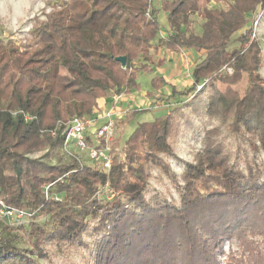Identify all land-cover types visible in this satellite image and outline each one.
I'll use <instances>...</instances> for the list:
<instances>
[{"label": "trees", "instance_id": "obj_1", "mask_svg": "<svg viewBox=\"0 0 264 264\" xmlns=\"http://www.w3.org/2000/svg\"><path fill=\"white\" fill-rule=\"evenodd\" d=\"M158 2L168 23L160 38L159 8L150 0H70L35 23L34 46L20 52L0 40V198L32 213L25 229L0 218V264H41L33 254L47 257L48 246L92 247L91 264H264V166L245 158L240 168L218 137L223 127L238 146L264 151V58L251 24L233 38L253 13L264 12V0ZM191 13L203 19L200 33ZM154 40L171 52L204 54L189 87L171 85L172 95L187 96L185 109L138 122L108 170L65 158V123L93 113L102 98L137 88V74L151 70ZM244 73L241 93L233 85ZM202 116L217 125L204 130L203 148L186 161L179 182L166 158L177 156L181 128ZM153 171L172 182L178 203L157 193L147 198ZM103 188L109 199L97 196ZM41 215L47 222L35 221ZM22 228L29 248L18 245ZM233 240L237 249L225 252L224 242Z\"/></svg>", "mask_w": 264, "mask_h": 264}, {"label": "rangeland", "instance_id": "obj_2", "mask_svg": "<svg viewBox=\"0 0 264 264\" xmlns=\"http://www.w3.org/2000/svg\"><path fill=\"white\" fill-rule=\"evenodd\" d=\"M70 0H0V40L5 42H10L17 47V49L22 52L25 50L26 46H34L36 43V37L33 35L35 29V23L39 20H45L46 15L52 11L54 7L61 5L64 2H69ZM219 4L211 3L210 6H217ZM223 5V4H220ZM153 7L159 8V2L154 1ZM258 10L253 13V17L249 19L247 25L236 32L233 38L242 33L246 28L251 26L253 18L258 15ZM190 18L193 20V28L196 33H200V26L203 19L200 15L196 13H191ZM157 19L159 23V31L157 38L163 37L168 32V23L166 19V12L159 8L157 13ZM256 40L259 41L261 52L264 58V24L263 22L258 27ZM156 40L153 41L152 52L157 54V45L154 44ZM238 46V43L232 42L230 48ZM182 49L178 53H172L167 51L164 47L159 56L153 57V63L150 65L151 70L142 71L137 74L136 83L137 88L133 89L131 92L122 93V99L128 101V98H132L133 101L136 97H146L148 102L136 103L134 105H126L125 113L123 116L116 119L115 133L111 142L112 152L117 151L120 155V148L122 143L128 138L131 132L134 130L138 122L150 121L156 118L163 117L166 113L171 112L175 107H181L185 109V99L187 96L182 95H172L171 85H174L178 90L187 88L193 82L191 77V72L193 65L200 61L204 54L203 52H197L193 50ZM162 55V58H160ZM170 61H169V60ZM224 70V68L222 69ZM226 71V70H224ZM227 72V71H226ZM228 73V72H227ZM260 73L264 77V63L260 68ZM163 77L160 86L157 88L154 85V78ZM170 81V82H168ZM221 88L225 85L218 82ZM247 84V76L244 73V78L236 85H233L237 90L243 93L244 88ZM128 96V97H127ZM131 99V100H132ZM111 108L110 101H102L98 104L96 109L97 112L103 113ZM137 111V114L132 120L125 119V114L131 111ZM95 109L93 113L94 114ZM85 114L84 116H90ZM115 116H112V120H115ZM102 123V121H99ZM192 126L186 128L183 126L181 131L178 133L174 140L177 156L166 158L172 171L178 175L179 182L181 181L179 175L185 167V163L194 162L195 154L201 151L203 148L202 139L204 136V130L217 125L216 119L208 118L206 116L194 117L192 120ZM222 132L218 136L219 139L223 140L228 149L232 153V161L235 162L240 168L245 169V158L254 159V163L258 167L264 166V151L260 150L254 152L251 150L247 142L241 143L238 146L237 142L232 136L227 132L225 128H221ZM119 150V151H118ZM245 150V151H244ZM40 153L35 154L38 156ZM80 163L86 165L95 166L96 163L92 162L86 157L85 153H77ZM65 158L66 155H65ZM54 162V159H53ZM153 177L148 181V188L150 192L147 194V198L152 194L157 193L162 197H166L168 201H174L178 203L179 196L176 191L175 186L172 182L164 175H159L157 171H153ZM261 180V178H260ZM108 192L106 188L101 189L97 192V196L100 199H109ZM61 197L60 194H57ZM48 216L41 215L35 221L37 223L43 224L47 222ZM28 221L23 222V227L28 228ZM23 228L16 230L20 235L18 239V245L21 247H30L27 243V237L25 230ZM88 241L90 239L88 238ZM229 247L237 249L236 241H225L224 250L225 252ZM66 252H57L54 247H47L48 256L43 258H36L35 254L33 256L41 264H91V254L92 247L84 246H69L64 248ZM224 256L220 257L222 262Z\"/></svg>", "mask_w": 264, "mask_h": 264}, {"label": "built area", "instance_id": "obj_3", "mask_svg": "<svg viewBox=\"0 0 264 264\" xmlns=\"http://www.w3.org/2000/svg\"><path fill=\"white\" fill-rule=\"evenodd\" d=\"M153 4L154 1L150 0ZM146 16L149 13L146 12ZM263 22L264 12L260 9L258 15L252 21V34L251 39H256L258 27ZM228 73H231L230 67H224ZM201 84L197 85V89ZM122 93L113 95V107L103 113L95 110L94 114L90 116H74L69 119L64 126L62 134L64 136L62 143V151L67 157H74L79 160L77 153L82 152L91 161L100 162L105 170H108L112 161V147L111 142L115 133L116 119L121 117L126 112L125 109L120 108L117 102L122 97ZM115 116V120H112ZM25 119H29L27 114L24 115ZM99 121H102L100 123ZM51 135H55V130H51ZM102 139V142H101ZM80 161V160H79ZM49 185L44 187L45 195L48 196ZM55 199L60 200L58 195L54 196ZM31 212L27 209L17 208L6 204L0 198V218L9 221L13 224H20L30 219Z\"/></svg>", "mask_w": 264, "mask_h": 264}, {"label": "crops", "instance_id": "obj_4", "mask_svg": "<svg viewBox=\"0 0 264 264\" xmlns=\"http://www.w3.org/2000/svg\"><path fill=\"white\" fill-rule=\"evenodd\" d=\"M162 50H163V47H158L157 48V54H155V56H154V58L155 57H157V56H159V54H160V52H162ZM167 50V49H166ZM185 50H188V51H190V50H193V49H185ZM167 51H169V50H167ZM169 52H171V51H169ZM172 53H175V52H172ZM160 58H162V55H160ZM169 60V59H168ZM170 61V60H169ZM194 66V65H193ZM168 82H170V81H168ZM173 84H174V86H175V83L173 82ZM178 90V89H177ZM128 97V96H127ZM132 98L130 97V98H128V101H125V100H123L122 98H120L119 99V101L117 102V105L120 107V108H122V109H124L125 107H126V105H134V104H136V103H142V102H148V101H146V100H148L146 97H140L139 99H137L136 97L134 98V100L135 101H133V99L131 100ZM110 101L111 100V107H113V96H109V97H106V98H102V99H100L99 100V103L100 102H102V101Z\"/></svg>", "mask_w": 264, "mask_h": 264}, {"label": "water", "instance_id": "obj_5", "mask_svg": "<svg viewBox=\"0 0 264 264\" xmlns=\"http://www.w3.org/2000/svg\"><path fill=\"white\" fill-rule=\"evenodd\" d=\"M119 62H121L122 64H125L126 62V57L125 56H119L116 58Z\"/></svg>", "mask_w": 264, "mask_h": 264}]
</instances>
